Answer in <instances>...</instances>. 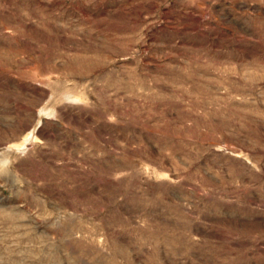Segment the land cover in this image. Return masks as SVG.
Returning a JSON list of instances; mask_svg holds the SVG:
<instances>
[{
	"label": "rangeland",
	"instance_id": "rangeland-1",
	"mask_svg": "<svg viewBox=\"0 0 264 264\" xmlns=\"http://www.w3.org/2000/svg\"><path fill=\"white\" fill-rule=\"evenodd\" d=\"M0 264H264V0H0Z\"/></svg>",
	"mask_w": 264,
	"mask_h": 264
}]
</instances>
